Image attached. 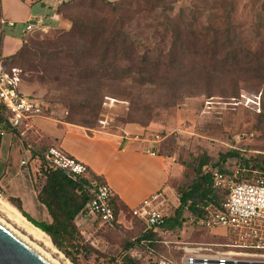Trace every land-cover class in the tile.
I'll list each match as a JSON object with an SVG mask.
<instances>
[{"label": "rangeland", "instance_id": "rangeland-1", "mask_svg": "<svg viewBox=\"0 0 264 264\" xmlns=\"http://www.w3.org/2000/svg\"><path fill=\"white\" fill-rule=\"evenodd\" d=\"M121 1L115 0L119 5L116 11H112L109 7L101 9L90 0H69L62 8L61 19L63 22L65 20V26L51 27L45 31H30L25 37L21 35L27 22L17 21L15 27H5L3 53L6 56L12 54L21 39L28 43L33 41L38 47L46 49H50L47 47L52 44L62 46L63 42L58 35L70 27L69 18L92 21L101 17L104 18L108 30L124 24L143 44L166 50L170 40L165 33L166 15L176 13L180 5H185L192 8L204 28L213 26L222 28L230 24L250 50L257 49L262 52L261 59L264 61V30L259 27V24L264 22V0H166L170 1L168 5L173 4L174 9L171 12L160 8L146 10L143 6L144 0H129L125 6L120 3ZM137 11L139 12L135 13ZM47 13L50 14V11ZM40 15L46 24H54L48 20L49 15L46 16V13ZM128 19L130 20L126 23ZM33 21L31 23H34ZM163 36L166 37V41L161 40ZM197 75L198 72L189 74L178 90L170 88L167 81L162 84L143 85L128 77L112 83L105 81L89 83L93 94L87 92V89L73 95L68 87L63 86V89L56 90V83L32 80L31 73L26 72L20 90L41 103L43 116L59 120L70 119L71 111L68 104L72 100L78 103L92 97L91 105L97 112L93 118L94 127L98 129L95 133L120 132L121 128L129 123L143 127L146 143L151 142L157 154L170 157L165 162L166 169L171 172V177L166 183L168 187L166 211L172 213L178 205L176 189L172 184L187 182L201 155H207L210 163H214L221 153L236 151V156L228 158L225 165L235 173L240 169L246 173L247 169H250L251 175L259 171L258 165L264 159V114H259L261 107L258 109L257 106L260 91L255 90L251 82L234 80L229 75L214 72L209 86L202 84L201 91L194 88L192 93H188L187 91L196 85ZM234 81L239 94L235 97L228 96L227 93ZM179 91L183 95L171 98L172 93L178 95ZM80 111L81 109L77 108L76 113L80 114ZM27 136L34 146L43 140L41 133L33 128L27 132ZM14 140L17 143L22 142L16 133ZM23 152H26L25 148ZM35 164V160H31L29 166L34 168ZM0 197L10 202L1 192ZM30 203L44 207L34 197ZM25 208L32 214L33 212L37 214L33 208L27 205ZM183 215L186 218L181 227L160 231L161 239L170 242L157 248L159 254L171 255L178 259L180 252L174 246L181 242L227 241V237L224 236L227 234L226 230L216 229L217 234L213 236L212 229L192 223L191 216L186 210L183 211ZM0 216L3 217L1 213ZM34 216L39 217L38 214ZM75 221H78L76 224L78 244L70 249L77 263L58 249L73 264H120L118 255L124 243L135 238L143 227L141 221L126 213L121 215L120 222L113 226L101 225L92 216ZM132 251L136 253L135 256H140V248H134ZM139 258L142 264H147L151 259L145 253Z\"/></svg>", "mask_w": 264, "mask_h": 264}, {"label": "trees", "instance_id": "trees-1", "mask_svg": "<svg viewBox=\"0 0 264 264\" xmlns=\"http://www.w3.org/2000/svg\"><path fill=\"white\" fill-rule=\"evenodd\" d=\"M90 1L101 9L109 7L112 11H116L119 5L115 0ZM128 1L122 0L120 3L125 6L128 5ZM66 2L69 0L62 1L57 7V13L60 16ZM168 3L170 1L144 0L143 6L146 10L160 8L171 12L174 7L173 4L168 5ZM103 20V17L92 21L69 18L70 27L58 35L63 42L62 46L52 44L47 47L50 49H46L38 47L33 41L32 43L22 41L12 54L3 56V61L8 66H19L23 76L26 72L31 73L32 80L56 83V90L63 89V86L68 87V90L74 93L73 95L80 91L85 92L87 89V92L93 94L89 83L102 81L112 83L128 77L143 85L162 84L167 81L170 88L178 90L189 74L198 72L195 79L196 85L187 91L192 93L194 88H198L196 91H201L202 84H210L211 75L216 72L229 75L234 80L241 79L253 83V88L260 91L261 110L259 114H264L262 52L257 49L250 50L230 24L222 28L214 26L204 28L200 25L192 8L180 5L176 13L166 15L165 33L170 40L168 48L163 50L160 47L156 49L143 44L127 30L124 24L110 31ZM259 27L264 30V22H261ZM161 40L166 41V37L163 36ZM181 94L183 95L180 91L178 95L172 93L171 98L174 99ZM238 94L239 89L235 82L229 88L227 95L235 97ZM89 98L78 103L72 100L68 104L71 111L70 119L63 121L81 126L86 134L94 135L95 131H98L94 127L93 119L97 112L91 105L92 97ZM40 107H42L41 103ZM77 108L81 109L80 114L76 113ZM79 116L81 117L77 118ZM1 129L19 133L18 129L11 128L3 121L0 113V131ZM42 139L41 143H37L36 146L30 142L33 146L30 158L35 159L37 164L31 178L37 188L36 199L45 206L50 221L34 219L22 208L18 197L7 196V199L32 224L44 231L56 248L62 250L66 256L77 263L70 247H76L78 244L75 220L77 216L85 215L86 204L91 197L85 185L90 180L101 183H106V181L103 176L97 175L88 167L79 179L69 178L60 168L52 166L45 158L48 149L51 146H57L56 142L45 135ZM45 141L47 142L44 143ZM22 142L25 146V141L22 140ZM236 154L237 152L232 150L221 153L214 163H210L207 155H201L193 167L190 179L187 182H180L179 185L172 184V187L176 189L178 205L172 213H167L159 229L145 228L144 222L133 215L129 208L120 201L117 194L111 191L109 204L114 213L115 223L120 222L119 217L126 213L137 218L143 225L135 238L124 243L118 255L120 264H142L139 257L144 253L151 258L147 264H156L153 256L148 254V249L151 248L158 253L157 248L164 245L160 231L181 227L186 218L183 211L186 210L188 215L194 219L191 220L192 223L200 226L195 222L196 219L220 209L226 190L213 186L214 170L232 175L236 180H250L255 174L264 173V159L258 165L259 171L254 175H251L250 169H247L246 173L240 169L238 174L232 171L228 165H225V162ZM162 157L164 163L170 158L167 155H162ZM166 172L167 183L171 172L168 169ZM134 248H140L139 257L135 256L136 253L132 251ZM179 252L181 254V251Z\"/></svg>", "mask_w": 264, "mask_h": 264}, {"label": "built area", "instance_id": "built-area-1", "mask_svg": "<svg viewBox=\"0 0 264 264\" xmlns=\"http://www.w3.org/2000/svg\"><path fill=\"white\" fill-rule=\"evenodd\" d=\"M31 21L33 20L28 21L22 30V37L30 31L47 30L40 20L36 19L34 23ZM13 24L12 21L0 17V34L3 33L5 25ZM22 76V69L16 65H6L0 53V113L4 122L11 128L18 129L19 137L25 141V150L32 153L33 146L28 141L27 132L32 127V118L43 114L40 104L20 90ZM257 106L260 109V97ZM146 151L156 153L149 149ZM45 158L73 180L79 179L86 171V165L66 154L58 145L51 146ZM24 163L26 161L21 160V164ZM212 184L226 190L221 208L196 219L195 222L206 229L224 228L227 231L224 235L227 241L181 242L174 246L181 251L178 259L171 255L155 253L149 248L148 254L153 256L156 264H264V173H257L250 180H236L232 175L214 170ZM85 187L91 197L86 204L85 215L77 216L76 220L92 216L101 225L113 226L115 220L109 204L112 191L110 186L104 182L90 180ZM167 189L168 187L160 188L146 195L130 209L133 215L144 222L145 228L155 230L163 225L168 213ZM162 242L168 245L170 241L162 239ZM221 246L226 248L219 249Z\"/></svg>", "mask_w": 264, "mask_h": 264}, {"label": "crops", "instance_id": "crops-1", "mask_svg": "<svg viewBox=\"0 0 264 264\" xmlns=\"http://www.w3.org/2000/svg\"><path fill=\"white\" fill-rule=\"evenodd\" d=\"M62 1L64 0H0V17L14 23L13 26L5 25V27H15L17 21H36L39 18H41L40 23L46 28L65 26V20L63 22L60 14L57 13V7ZM47 11H50V14ZM40 13L49 15L47 16L48 20L54 24H46ZM22 41L23 39L18 47ZM3 48L4 35L2 33L0 53L2 56H6L3 53ZM31 125L29 130L33 128L39 131L42 136L50 137L66 154L82 162L97 175L103 176L112 191L129 210L146 195L167 187L168 176L164 159L157 153L151 154L146 151L149 149L156 152L151 142L146 143L143 127L129 123L124 125L120 132H101L88 135L81 126L40 115L32 118ZM1 130V193L6 197H18L22 208L34 219L50 221L45 206L30 203L31 198L36 199L31 175L37 164L34 168L29 166L30 161L35 159L30 158L31 153L23 152V148H25L23 142L17 143L14 140L15 132ZM20 140L22 141V138ZM13 157L14 159H12ZM21 160H25L26 163L21 164ZM26 205L33 208L39 217L36 218L34 215L37 214L29 212L25 208ZM219 228L222 227L212 228L213 236H216L215 230Z\"/></svg>", "mask_w": 264, "mask_h": 264}, {"label": "bare ground", "instance_id": "bare-ground-1", "mask_svg": "<svg viewBox=\"0 0 264 264\" xmlns=\"http://www.w3.org/2000/svg\"><path fill=\"white\" fill-rule=\"evenodd\" d=\"M0 224L32 246L51 264H73L56 248L50 237L40 228L32 224L10 202L0 197Z\"/></svg>", "mask_w": 264, "mask_h": 264}, {"label": "water", "instance_id": "water-1", "mask_svg": "<svg viewBox=\"0 0 264 264\" xmlns=\"http://www.w3.org/2000/svg\"><path fill=\"white\" fill-rule=\"evenodd\" d=\"M0 264H51L32 246L0 224Z\"/></svg>", "mask_w": 264, "mask_h": 264}]
</instances>
